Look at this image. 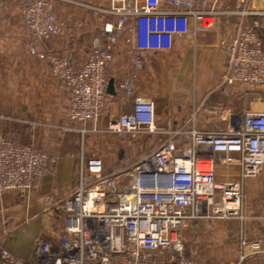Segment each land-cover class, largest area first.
<instances>
[{"label":"built area","instance_id":"obj_1","mask_svg":"<svg viewBox=\"0 0 264 264\" xmlns=\"http://www.w3.org/2000/svg\"><path fill=\"white\" fill-rule=\"evenodd\" d=\"M220 1L110 0L105 12L112 22L95 40L90 58L75 65L51 46L68 27L59 19L56 5H88L28 0L26 51L66 86L68 118L84 125L96 121L105 108L107 70L120 33L128 29L135 36L132 73L121 84L123 94L133 98L141 56L171 51L175 39L189 34L192 26L197 32L207 31L213 20L204 6ZM237 1L242 6L250 0ZM239 14V33L221 43L228 65L224 81L252 89L248 107L236 119H227L223 129L177 132L130 170L122 168L127 158L122 149L120 167L109 171L102 158L81 155L76 186L64 203L61 231L36 239L29 257L11 253L0 241V264H196L182 242L183 231L202 220L242 216L245 182L264 171V48L255 18H264V9H242ZM211 111L224 115L221 107ZM105 131L134 141L159 133L154 103L136 98L133 111L109 123ZM48 163L47 153L0 135V191L32 189ZM217 164L237 167L239 181H219ZM248 219L257 223L258 233L241 239V260L264 255V209Z\"/></svg>","mask_w":264,"mask_h":264},{"label":"crops","instance_id":"obj_2","mask_svg":"<svg viewBox=\"0 0 264 264\" xmlns=\"http://www.w3.org/2000/svg\"><path fill=\"white\" fill-rule=\"evenodd\" d=\"M76 1L88 7L56 5L59 19L66 21L68 27L65 33L52 39L51 46L73 64L80 65L90 58L95 40L102 37L105 25L113 17L105 12L110 0ZM27 4L28 0L0 1V135L49 155L47 170L36 179L32 189L0 191V221L8 218L29 227L23 246H17L18 236L1 243L11 253L23 257L31 255L30 247L40 232L38 226L54 224L51 218L57 211L66 215L64 202L76 186L81 155L85 159L102 158L109 171L113 166L120 167L121 149L126 156L131 154L132 146H126L130 142H121L123 137L105 129L112 121L131 113L136 98L156 107L159 133L147 140L158 147L179 131L225 128L227 119H236L253 99L250 87L224 81L228 65L221 43L239 33L242 21L239 13L243 8L237 0H221L204 6L213 20L207 31L197 32L192 26L189 34L175 39L171 51L141 56L133 81V98L123 94L121 84L132 73L135 36L128 29L120 33L107 70L108 81L116 80L119 94H107L105 108L96 121L84 125L72 123L68 118V89L26 51L28 37L23 28ZM255 18L259 21L257 32L264 48V18ZM216 107H221L224 115L212 113ZM262 180L251 178L245 182L248 216L263 212ZM253 223L250 230L248 226L245 230L250 238L258 233V225Z\"/></svg>","mask_w":264,"mask_h":264},{"label":"rangeland","instance_id":"obj_3","mask_svg":"<svg viewBox=\"0 0 264 264\" xmlns=\"http://www.w3.org/2000/svg\"><path fill=\"white\" fill-rule=\"evenodd\" d=\"M6 2V0H0ZM17 1V0H11ZM243 9H264V0H259V3L255 0H250L248 3L241 6ZM251 7V8H250ZM262 91V90H261ZM147 137H141L139 141H134L128 137L121 138V142L129 143L132 146V152L126 157V163L123 165V169L130 170L148 154L158 148L156 144H151ZM123 148V147H122ZM217 179L219 181L236 182L238 180L237 167L217 164L216 166ZM263 179L264 184V172L257 178ZM249 194L247 188H244V208L239 218L232 220L223 219H206L199 221L195 224H190L182 233V242L186 245L189 256L196 264H264V255L245 258L241 260L240 256V243L241 239L246 236V229L249 230L252 225V220L248 219L251 216L247 214V206L249 204ZM65 203V202H64ZM57 216V218H56ZM66 215L56 212L55 216L51 218L52 225L38 226L39 234H36L33 242L38 238H48L51 235L57 234L63 228ZM248 226V227H247ZM28 226L25 224H19L11 219H5L0 221V241L6 240L9 237L18 236L17 246H23V242L26 244V229ZM243 233V236L241 235ZM242 236V237H241ZM13 239V240H14ZM32 242V243H33ZM31 245V252L32 247ZM30 252V251H29ZM30 252V254H31ZM30 256V255H29Z\"/></svg>","mask_w":264,"mask_h":264},{"label":"water","instance_id":"obj_4","mask_svg":"<svg viewBox=\"0 0 264 264\" xmlns=\"http://www.w3.org/2000/svg\"><path fill=\"white\" fill-rule=\"evenodd\" d=\"M107 94L112 95V96H117L119 94L116 89V80L114 78L109 79L108 81Z\"/></svg>","mask_w":264,"mask_h":264}]
</instances>
